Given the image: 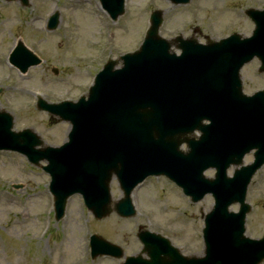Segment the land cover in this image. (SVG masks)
Returning a JSON list of instances; mask_svg holds the SVG:
<instances>
[{
  "label": "rangeland",
  "instance_id": "1",
  "mask_svg": "<svg viewBox=\"0 0 264 264\" xmlns=\"http://www.w3.org/2000/svg\"><path fill=\"white\" fill-rule=\"evenodd\" d=\"M29 2V8L24 9L19 3L0 0V63L18 40L42 60L24 76L14 69L8 72L0 64V111L11 113L13 130L31 129L45 145L53 147L66 140L69 125L37 111L36 94L50 103L76 100L85 91L89 74L99 71L107 59L138 48L150 11L163 12L162 38L193 36L205 43L206 38L217 41L234 32L250 36L253 25L244 10L264 9V0H190L185 6L164 0H126L124 15L111 23L100 10L96 13L95 0ZM54 11L60 13L59 26L48 33L44 24ZM258 65L254 59L240 71L245 94L264 89V73L257 74ZM54 68L57 75L52 73ZM26 87L29 95L21 91ZM24 160L0 152V264H120L103 258L90 260L89 236L96 234L120 246L125 256L137 255L141 250L135 237L139 227L168 238L185 256H202L201 229L203 216L213 204L211 197L192 204L164 178H150L132 195L137 211L132 219L123 220L113 213L95 221L81 197L73 196L67 201L63 219L55 222L50 197L44 191L47 177L29 171ZM251 161V154L244 158V164ZM205 174L212 177L213 171ZM110 192L113 202L121 198L115 180ZM246 201L251 211L245 235L257 239L264 233V166L253 176ZM230 209L237 211V206Z\"/></svg>",
  "mask_w": 264,
  "mask_h": 264
},
{
  "label": "water",
  "instance_id": "2",
  "mask_svg": "<svg viewBox=\"0 0 264 264\" xmlns=\"http://www.w3.org/2000/svg\"><path fill=\"white\" fill-rule=\"evenodd\" d=\"M187 0H184L186 2ZM255 17L257 29L253 38L250 40L240 41L238 37L233 36L229 40L215 44L213 47L203 48L204 50L214 53L218 61H224L231 66L232 82L230 83L231 91L234 84L237 89L234 90L233 99L228 103L219 104V101L225 99L222 93L216 98L214 91L215 82L212 71L191 61L189 62L188 51L195 47L191 41L181 42L180 48L183 50L182 59H176L170 56L168 45L156 38V29L160 23V15L155 14L153 19V28L149 34L148 40L143 46L140 53L133 55L132 63H139L149 73L146 80H139L135 83V88H129L122 82L125 72L117 77H110L109 72H103L99 77V84L96 86L95 94L89 96L88 102L80 101L78 104H60L57 107H45L52 113H57L61 119L69 120L75 125V130L70 138L72 143L66 145L60 150L43 149L33 152L34 146L39 144V140L30 136L27 132L19 133L12 136L18 145V150L26 153L29 157L38 159H47L50 162L57 181L68 182L69 174L83 177L90 180L85 185V190L89 191L93 188V179L99 188L100 195L98 199H89L88 208L94 211L97 218H101L109 213L107 209L108 195L107 185L112 173L118 175L122 185L127 183L128 190L141 177L150 172L163 171L170 172L179 177L183 184L191 191H210L216 199L217 204L213 211L207 216V228L204 231L208 243H218L222 241L226 257L224 260L212 259V251L209 250L205 259L197 260L191 258H182L177 251L163 244L157 236L151 235L150 238L157 243L155 247L152 243L147 245V253L151 257L148 263L136 264H258L264 258V240L253 242L242 237L244 215L249 210L244 205L245 188L249 182L251 175L255 169L264 162V149L255 154V165L237 171L235 181L239 182L238 192L231 195L230 190L234 181L221 182L216 185L215 182L203 183L199 175L203 169L201 167L209 165V160H217L212 156L191 155L186 158L180 157L175 152L174 147L185 141L189 144L190 149L197 146L206 145V141L215 134V131L226 130L228 134H222V139L227 137L240 139L244 135L253 136V141L258 136H264V101L259 96L254 101L247 100L239 95V84L236 80L238 69L244 62L256 53L264 62V47L261 50L255 49V44L260 41L264 44V38L261 34L264 27V13H252ZM56 25V16L52 18L50 28ZM235 49H238V56H233ZM125 60V65L132 63ZM33 63H37L36 60ZM216 68L219 66L213 63ZM25 66V65H24ZM138 68L137 70H140ZM144 75H138L143 78ZM107 79L108 92H114L118 96H123L127 102L124 109V123L120 125L116 118L115 109L110 114H104V101H106V86L100 88V84ZM135 96L139 100L135 102ZM133 101V102H132ZM183 102H188V108H184ZM258 104V105H257ZM164 106L168 112H163ZM187 112L198 113L200 117H207L211 120L212 125L208 128H202L200 121H196L202 132V138L197 144L190 142L186 137L182 136L188 130H184V124L181 121L182 116ZM1 122L5 124L1 133L4 134L7 128L9 132V120L7 116L0 115ZM126 121V122H125ZM92 132L96 130L99 133V139L105 152L100 153L86 146L87 135L83 131ZM77 128V131H76ZM76 134V135H75ZM23 139L24 144H22ZM38 140V141H37ZM211 143V142H210ZM253 144V142H252ZM257 144V142H254ZM212 147L210 144L204 146L205 152L210 153L212 149L226 147L214 141ZM257 148V147H256ZM241 150L240 156L244 153ZM71 157L75 158V162L69 161ZM232 156L236 163L238 158ZM212 158V159H211ZM189 166V167H188ZM217 166V165H215ZM188 167V169H184ZM200 167V168H198ZM49 170V169H46ZM224 169H222L223 173ZM122 177V178H121ZM77 186V183H74ZM124 187V186H123ZM124 187V188H125ZM71 188L60 199L57 198V207L61 208L65 198L73 193ZM199 196H194V200ZM60 200V201H59ZM230 202H238L241 205L239 214H228L226 207ZM127 216L128 214H123ZM147 238L148 235H145ZM146 240V238L141 237ZM161 247V248H160ZM164 253L169 258H161L159 255ZM139 259H128L127 263L133 264L139 262Z\"/></svg>",
  "mask_w": 264,
  "mask_h": 264
}]
</instances>
